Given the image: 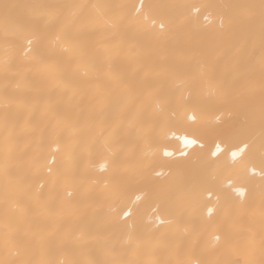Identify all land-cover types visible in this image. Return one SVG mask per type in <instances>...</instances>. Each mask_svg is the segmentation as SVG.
Masks as SVG:
<instances>
[{"label": "bare ground", "instance_id": "bare-ground-1", "mask_svg": "<svg viewBox=\"0 0 264 264\" xmlns=\"http://www.w3.org/2000/svg\"><path fill=\"white\" fill-rule=\"evenodd\" d=\"M140 2L0 0V264H264V0Z\"/></svg>", "mask_w": 264, "mask_h": 264}, {"label": "snow or ice", "instance_id": "snow-or-ice-1", "mask_svg": "<svg viewBox=\"0 0 264 264\" xmlns=\"http://www.w3.org/2000/svg\"><path fill=\"white\" fill-rule=\"evenodd\" d=\"M144 7V3L143 0H141L140 4L137 7V14H139L140 9H142ZM196 12H199V8L195 9ZM143 18V24L146 27H150V28H156V21L154 19H152L147 13L144 14ZM165 27V25L163 23L159 24V29L163 30ZM29 44H31V40L28 41ZM208 94L209 95H214L215 94V89L213 88H209L208 89ZM187 119L192 121L193 123L196 121V115L194 112H192L191 114H187ZM166 135V130L165 128H162L161 130V136H165ZM192 143H196L197 142V138L193 137ZM108 141H105V147L108 148ZM203 147V145H201ZM216 151L211 152L208 156V158L206 160L203 161H194L195 164L198 165L199 170L202 173L208 174L212 179H215V175L216 173L219 171L220 169V164H219V157L220 155L225 151V149L222 147L220 142L216 143ZM110 150V149H109ZM257 153L259 154V160H260V166H261V174L262 177H264V134L261 135L259 142L255 144H253L252 141L249 140H243L241 141V143L239 145H237L235 147V149L230 150L229 155L231 157V161L232 162H236L238 156L243 159L244 155H249L250 157L254 158ZM163 155L165 157H170L172 155V153L168 152L166 149L163 152ZM185 156L187 154H184ZM126 172H128L130 177H135L137 175H139L138 170L135 169H125ZM255 171V169L253 168V172ZM156 175H163L162 171H157ZM105 189H107L109 191V193L115 197L118 198V188L115 185H110L107 181L104 184ZM157 196H160L161 193L160 192H156L155 193ZM69 195H71V193L69 192ZM181 195L183 196H191L193 195V190L189 189L186 192L181 193ZM205 195L207 196L208 199H211L212 196L214 195V192L212 190V188H208L205 192ZM139 198V197H138ZM219 199V196L217 195V200ZM209 211H211V209H209ZM131 209L129 208L128 210L123 211V216L124 217H129L131 216ZM161 223H163V221H161Z\"/></svg>", "mask_w": 264, "mask_h": 264}]
</instances>
